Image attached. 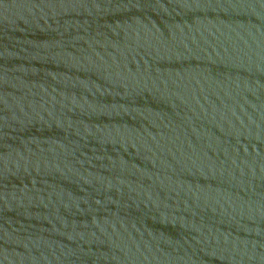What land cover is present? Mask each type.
I'll list each match as a JSON object with an SVG mask.
<instances>
[{
  "label": "water",
  "instance_id": "water-1",
  "mask_svg": "<svg viewBox=\"0 0 264 264\" xmlns=\"http://www.w3.org/2000/svg\"><path fill=\"white\" fill-rule=\"evenodd\" d=\"M0 264H264V0H0Z\"/></svg>",
  "mask_w": 264,
  "mask_h": 264
}]
</instances>
